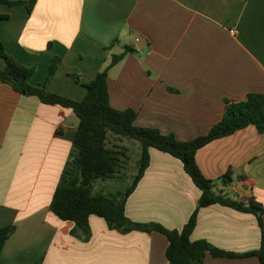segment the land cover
Wrapping results in <instances>:
<instances>
[{"label": "crops", "instance_id": "obj_1", "mask_svg": "<svg viewBox=\"0 0 264 264\" xmlns=\"http://www.w3.org/2000/svg\"><path fill=\"white\" fill-rule=\"evenodd\" d=\"M0 42L36 68L33 86L75 101L113 54L132 48L109 71L110 104L134 110L137 126L180 141L207 134L227 101L264 95V0H38L31 10L0 3ZM53 57L61 60L48 79ZM77 120L71 109L0 82V227L16 226L0 264H170L160 232L123 234L91 215L92 234L82 241L71 235L74 223L49 211ZM196 162L210 180L231 169L233 182H218L219 190L234 200L253 196L264 207V132L255 125L201 147ZM200 192L179 159L151 148L125 213L134 222L181 230L198 211L192 241L240 254L260 248L262 227L252 212L200 206ZM262 222L264 228V215ZM204 264L261 263L208 255Z\"/></svg>", "mask_w": 264, "mask_h": 264}, {"label": "trees", "instance_id": "obj_2", "mask_svg": "<svg viewBox=\"0 0 264 264\" xmlns=\"http://www.w3.org/2000/svg\"><path fill=\"white\" fill-rule=\"evenodd\" d=\"M37 1L0 0V3L10 6L25 4L31 10ZM131 52L133 49L126 47L123 52L113 54L107 67L91 82L84 84L87 89L85 98L75 101L43 87L33 86L30 79L35 75L36 68L19 63L6 52L5 45L0 42V58L5 62V66L0 67V82L22 95L36 97L45 104L71 109L78 119L71 151L49 211L61 220L74 223L71 235L82 241L88 240L92 234L89 223L91 215L103 218L110 229L123 234L136 230L160 232L168 240L166 257L170 264H204L208 255L228 259L251 256L257 257L264 264V207L253 196L234 200L219 190L218 182L224 185L233 182L235 172L231 169L218 180H210L202 174L196 162V153L201 147L233 135L247 126L255 125L256 130L263 133L264 95L251 93L243 101H227L222 120L207 134L189 142L180 141L174 134L137 126V113L134 110L120 111L110 104L109 71ZM60 60V57H53L48 79L56 74ZM72 76L80 83L79 76ZM151 148L182 162L186 174L201 190L200 206L221 205L240 212H252L262 227L260 248L240 254L218 248L205 239L192 241L190 237L197 225L198 211L191 215L181 230H170L159 223L142 224L127 217L125 212L128 198L150 166ZM244 178V175H238V179ZM100 181L104 188L95 193L93 188ZM14 231L15 225L0 227V255Z\"/></svg>", "mask_w": 264, "mask_h": 264}, {"label": "rangeland", "instance_id": "obj_3", "mask_svg": "<svg viewBox=\"0 0 264 264\" xmlns=\"http://www.w3.org/2000/svg\"><path fill=\"white\" fill-rule=\"evenodd\" d=\"M104 184H103V182H98L96 185H95V188H93V191L95 192V193H98V192H101V189H103L104 187Z\"/></svg>", "mask_w": 264, "mask_h": 264}]
</instances>
